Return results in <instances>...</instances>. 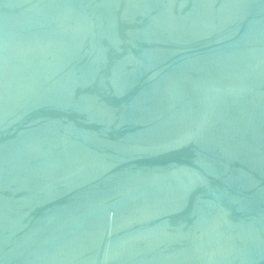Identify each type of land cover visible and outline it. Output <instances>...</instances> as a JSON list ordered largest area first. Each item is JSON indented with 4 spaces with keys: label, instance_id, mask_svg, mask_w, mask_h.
<instances>
[{
    "label": "water",
    "instance_id": "obj_1",
    "mask_svg": "<svg viewBox=\"0 0 264 264\" xmlns=\"http://www.w3.org/2000/svg\"><path fill=\"white\" fill-rule=\"evenodd\" d=\"M0 264H264V0H0Z\"/></svg>",
    "mask_w": 264,
    "mask_h": 264
}]
</instances>
